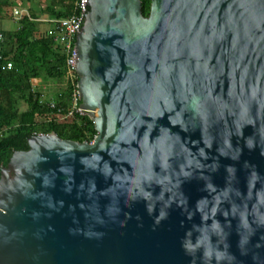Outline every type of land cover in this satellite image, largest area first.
<instances>
[{
    "label": "water",
    "instance_id": "95a60500",
    "mask_svg": "<svg viewBox=\"0 0 264 264\" xmlns=\"http://www.w3.org/2000/svg\"><path fill=\"white\" fill-rule=\"evenodd\" d=\"M86 4L97 135L13 153L0 264H264V0Z\"/></svg>",
    "mask_w": 264,
    "mask_h": 264
},
{
    "label": "trees",
    "instance_id": "16d2710c",
    "mask_svg": "<svg viewBox=\"0 0 264 264\" xmlns=\"http://www.w3.org/2000/svg\"><path fill=\"white\" fill-rule=\"evenodd\" d=\"M62 2V8H56L55 2L47 8L56 19L66 18L74 10L75 0ZM142 6L147 17L151 0H142ZM35 15L31 13L34 18ZM0 55V177L13 153L28 150V140L34 135L56 133L62 139L80 143L94 140L97 132L87 115L75 112L70 119L62 120L57 108L66 111L71 106L79 77L67 79L65 52L47 33L39 32L34 21L25 17L17 31L5 33ZM6 59L13 61V69L5 68ZM45 80L65 83L64 90L53 100L57 108L43 101L42 92L34 85V81Z\"/></svg>",
    "mask_w": 264,
    "mask_h": 264
},
{
    "label": "built area",
    "instance_id": "2783aa9c",
    "mask_svg": "<svg viewBox=\"0 0 264 264\" xmlns=\"http://www.w3.org/2000/svg\"><path fill=\"white\" fill-rule=\"evenodd\" d=\"M86 1L87 0H75L72 14L63 19H51V27L46 32L47 35L53 39L55 44L59 45L66 54L67 79L70 81H74L76 78H78L74 57L76 52L78 30L83 23L86 13L89 11ZM13 15L18 21H21L25 17L29 18V20H32L29 15L19 10H14ZM4 44L5 34L4 32L0 31V49L4 46ZM2 58V55H0V59ZM4 62V66L7 70L13 69L14 63L12 60L6 59ZM50 107L57 108L54 102H50ZM57 109L58 112L62 114V119H70L75 112L85 115V113H83L79 108L78 89L75 93H73L71 106L66 111L62 107H58Z\"/></svg>",
    "mask_w": 264,
    "mask_h": 264
},
{
    "label": "crops",
    "instance_id": "0c3cea01",
    "mask_svg": "<svg viewBox=\"0 0 264 264\" xmlns=\"http://www.w3.org/2000/svg\"><path fill=\"white\" fill-rule=\"evenodd\" d=\"M7 1L12 0H0V31L4 32V34L15 32L20 27L21 21L15 19L14 10H19L29 15L32 18L31 21L36 23L38 31L46 33L51 27L50 20L54 18L48 13V6L55 2L56 8L63 7L62 0H14L15 5L10 8L6 6L8 5ZM6 9L7 11H5ZM32 12L36 14L35 18L31 16Z\"/></svg>",
    "mask_w": 264,
    "mask_h": 264
},
{
    "label": "rangeland",
    "instance_id": "374dc122",
    "mask_svg": "<svg viewBox=\"0 0 264 264\" xmlns=\"http://www.w3.org/2000/svg\"><path fill=\"white\" fill-rule=\"evenodd\" d=\"M13 5H15L14 0L9 1L8 5H6V6H8V8H10ZM5 11H7V9ZM34 85L36 86V88L39 91L42 92V100L48 101V102H53L56 95H58L60 92H62L65 88V83H62L60 81L55 82V81H51V80L39 81V83L34 81ZM62 120L65 121L64 119H62Z\"/></svg>",
    "mask_w": 264,
    "mask_h": 264
}]
</instances>
